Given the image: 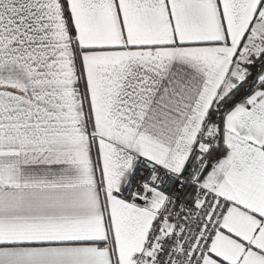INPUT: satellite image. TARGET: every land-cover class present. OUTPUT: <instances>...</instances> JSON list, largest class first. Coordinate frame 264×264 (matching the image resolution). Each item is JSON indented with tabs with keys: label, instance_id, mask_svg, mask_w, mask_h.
Returning <instances> with one entry per match:
<instances>
[{
	"label": "snow or ice",
	"instance_id": "1",
	"mask_svg": "<svg viewBox=\"0 0 264 264\" xmlns=\"http://www.w3.org/2000/svg\"><path fill=\"white\" fill-rule=\"evenodd\" d=\"M0 264H264V0H0Z\"/></svg>",
	"mask_w": 264,
	"mask_h": 264
}]
</instances>
